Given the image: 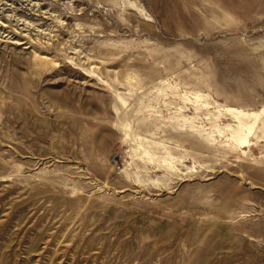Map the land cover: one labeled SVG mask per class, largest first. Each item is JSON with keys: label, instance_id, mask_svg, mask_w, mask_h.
Here are the masks:
<instances>
[{"label": "rangeland", "instance_id": "1", "mask_svg": "<svg viewBox=\"0 0 264 264\" xmlns=\"http://www.w3.org/2000/svg\"><path fill=\"white\" fill-rule=\"evenodd\" d=\"M0 264H264V0H0Z\"/></svg>", "mask_w": 264, "mask_h": 264}]
</instances>
